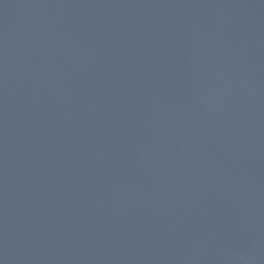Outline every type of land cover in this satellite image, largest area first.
<instances>
[{"label":"water","instance_id":"water-1","mask_svg":"<svg viewBox=\"0 0 264 264\" xmlns=\"http://www.w3.org/2000/svg\"><path fill=\"white\" fill-rule=\"evenodd\" d=\"M0 264H264V0H0Z\"/></svg>","mask_w":264,"mask_h":264}]
</instances>
